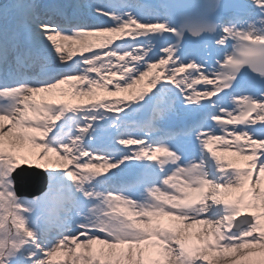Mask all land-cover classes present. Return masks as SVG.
I'll return each mask as SVG.
<instances>
[{
	"label": "snow or ice",
	"instance_id": "1",
	"mask_svg": "<svg viewBox=\"0 0 264 264\" xmlns=\"http://www.w3.org/2000/svg\"><path fill=\"white\" fill-rule=\"evenodd\" d=\"M0 264H264V0L0 3Z\"/></svg>",
	"mask_w": 264,
	"mask_h": 264
}]
</instances>
